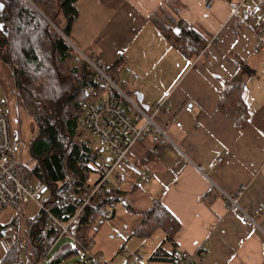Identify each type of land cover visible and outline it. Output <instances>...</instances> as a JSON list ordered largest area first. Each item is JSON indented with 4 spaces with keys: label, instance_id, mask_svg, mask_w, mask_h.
Masks as SVG:
<instances>
[{
    "label": "crops",
    "instance_id": "1",
    "mask_svg": "<svg viewBox=\"0 0 264 264\" xmlns=\"http://www.w3.org/2000/svg\"><path fill=\"white\" fill-rule=\"evenodd\" d=\"M205 1L125 0L115 11L100 0L76 2L78 18L71 28V42L105 66L121 58L137 79L122 71L120 80L141 95L142 107L151 110L167 103L157 117L167 139L148 136L130 152L144 178L135 182V191L128 184L127 199L135 202L137 190L147 186L141 196L148 202H141L121 237L127 246L121 247L129 255L140 254L143 264L164 234L138 239L131 233L142 218L140 213L158 199L178 222L176 250L201 253L193 264H264V0H249L261 4L263 12L246 25L240 19L250 14L248 4L229 21L231 4L240 0H212L210 11L204 9ZM156 24L173 33L185 25L204 36L207 45L214 36L218 42L206 45L189 61L170 46ZM236 78L245 84L243 97L249 111V126L243 131L235 127L239 119L235 110H218L222 83ZM187 103L194 105L191 113L183 111ZM148 151H154V158L142 166ZM218 158L222 162L208 169ZM220 192L237 197L255 225L241 223ZM126 257L118 263L126 264Z\"/></svg>",
    "mask_w": 264,
    "mask_h": 264
},
{
    "label": "trees",
    "instance_id": "2",
    "mask_svg": "<svg viewBox=\"0 0 264 264\" xmlns=\"http://www.w3.org/2000/svg\"><path fill=\"white\" fill-rule=\"evenodd\" d=\"M100 1L112 11L117 10L125 2V0ZM76 2L77 0H0V4L3 5L0 12V62L10 67L16 107L31 118L35 130L27 150L33 164L26 166L19 161L17 175L29 186L46 184L53 190L67 182L72 185L73 203H67L63 207H58L53 201L50 203L51 213L62 223H66L79 209L84 194L98 181L99 167L105 162L101 156L104 151L99 146L95 148L87 144L78 133L79 120L86 118L83 103L87 100L96 102L104 95L121 102L114 90L105 89L98 84L84 60L74 62V51L67 46L65 38L55 30V28L59 30L71 41V28L78 18ZM155 28L171 47L189 61L195 60L207 45L204 36L185 25L179 33H173L162 24H156ZM209 42L207 47L216 44L218 39ZM88 57L98 60L97 57ZM105 67L109 77L117 82L121 81V72L127 68L121 58L111 66ZM244 86V82L239 78L223 82L218 104L220 112L233 109L239 114L235 124L238 131H243L249 126V111L243 99ZM88 89H92L94 95L88 94ZM146 138L137 144L143 143ZM153 158L154 151L146 152L141 159L142 166L147 165ZM139 168L143 171L140 166ZM92 177L95 178L91 182ZM143 178L128 180L121 186L109 181L106 187L103 186L100 192L90 198L89 205L80 212L72 237L76 244L90 255L89 264H99L95 261L100 255L99 252L96 256L91 255L88 248L94 243L101 226L115 215L116 210L109 218L105 217L103 212L110 205L116 206L117 209L118 204H122L130 212L127 199L130 193L124 191L123 187L132 183L131 191H135L138 188L134 185L135 182ZM140 214L142 218L131 236L145 239L157 231L164 234L163 242L145 259V264H180L174 257L176 244L173 239L179 229L178 222L163 208L159 199L153 201L150 208ZM4 226L5 224L0 223V230ZM38 228L39 223H33L24 230L29 236V239L26 237L28 240L26 245L33 251L28 256V264H34L33 255H37V250L32 248L30 237L33 239L37 235ZM52 236L49 245L57 237L55 232ZM81 242H87L88 248ZM122 250L123 247L120 248L119 254ZM21 252V244H18L16 238L0 259V264H24ZM71 254L73 251L63 244L57 250L56 256L47 264H57L61 258ZM111 263L112 260L102 264Z\"/></svg>",
    "mask_w": 264,
    "mask_h": 264
},
{
    "label": "built area",
    "instance_id": "3",
    "mask_svg": "<svg viewBox=\"0 0 264 264\" xmlns=\"http://www.w3.org/2000/svg\"><path fill=\"white\" fill-rule=\"evenodd\" d=\"M212 4V0H206L204 9L210 11ZM244 4H248L251 8L246 20L240 19V22L244 25L263 12V8L259 4L249 0H240L236 4H231L229 21L238 18V10ZM217 39V36H214L209 40V43L217 41ZM65 41L67 46H70L75 53L74 62L79 63L80 60H84L89 65L93 78L98 84L105 89L111 88L114 90L121 102L103 96L96 102L87 100L83 103L88 133L97 141L101 150L107 154V159L100 165L99 179L90 188V191L84 194L79 209L66 223H62L51 213L50 203L53 201L58 207L73 203L72 185L67 182L51 190L46 184L29 186L17 175V166L22 158V153H27L29 141L20 140L17 132L13 131L7 103L0 93V215L7 208L20 214L27 205L32 203L36 205L39 213L34 220L35 223H39V228L37 235L33 239L30 237L32 248L37 250V255H33L34 264H42L62 237L72 236V231L79 220L82 209L89 205L90 198L100 192L103 186L106 187L109 181L116 182L118 186H121L126 184L128 180L134 181L144 177V173L138 164L130 158L131 150L139 141L148 136L167 139L165 130L157 123L158 114L167 108V103L153 105L151 110H145L141 105L139 107L118 87L117 81H113L109 77L102 60L91 59L70 40L66 38ZM125 72L137 79V76L131 73L129 69L126 68ZM87 93L94 95L92 89H88ZM193 108V103H187L183 111L191 113ZM175 126L179 128L180 123L175 121ZM221 162L222 159L218 158L215 162L210 163L207 168L212 170ZM197 170L203 173L205 169L197 167ZM220 194L226 207L238 217L241 223L255 225L254 219L240 207L237 197L223 192H220ZM41 197L45 199L41 200ZM115 210L116 206L110 205L103 212V215L109 218ZM26 225L29 228L28 222H26ZM53 232L56 233L57 237L49 245L48 242ZM0 238L6 244L15 241V222L5 225L0 230ZM121 253L128 255L127 264H143L144 262V258L138 253H130L129 255L126 249H123ZM200 254L198 252L195 255H187L176 250L174 257L180 264H193L195 257ZM87 255L90 256L88 253ZM95 261L97 260L95 259Z\"/></svg>",
    "mask_w": 264,
    "mask_h": 264
},
{
    "label": "rangeland",
    "instance_id": "4",
    "mask_svg": "<svg viewBox=\"0 0 264 264\" xmlns=\"http://www.w3.org/2000/svg\"><path fill=\"white\" fill-rule=\"evenodd\" d=\"M261 5V4H260ZM262 6V5H261ZM210 38L208 39V41ZM70 47V46H69ZM71 49V48H70ZM118 87L126 93L139 107L140 104L136 101L135 93L129 87L130 85L125 86L123 80L117 82ZM0 92L2 94L3 99L7 103L8 112L10 114V122L13 131L17 132V136L20 140L24 142L30 141L34 135L35 130L33 127V123L31 118L23 111L16 107V101L14 99V89H13V80L10 73V67L7 66L5 63L0 62ZM105 96V95H104ZM244 99V97H243ZM245 100V99H244ZM124 104V103H123ZM78 133L81 135V139L87 141V144L95 146L97 148L98 144L95 139H93L90 134L88 133L86 123L84 118L79 120L78 123ZM102 159L106 161L107 154H101ZM132 157V156H131ZM20 162L23 165L31 166L33 162L30 160L27 153H22V158ZM93 176V175H92ZM95 177H92L90 180L91 182L94 180ZM140 185H143L140 183ZM141 191L146 193L147 186H140ZM129 185H124L123 190L128 191ZM140 189L137 190L136 193V201H129V211L132 213L127 212L126 208L122 204L117 205L116 215L112 218H109L104 222L101 226L100 230L98 231L94 243L90 248L86 247L87 242H81V244H85V248H88L89 253L91 255H98L97 252L99 251L97 257V263L102 264L103 262H109L112 259H116L115 263L119 264L118 262L125 258L121 253L119 254V250L123 245L124 248L127 246L126 240L122 239V235L126 233L127 229H130V223L134 221V214L137 213V210L140 208L141 202H148L146 197L142 198V192ZM45 199L41 197V200ZM38 209L36 208L35 204H29L26 206L22 213L14 212L11 209L7 208L0 215V223L1 224H9L15 222L16 225V238H18V244H21L22 247V261L25 262L24 264L28 263V256L30 252H33L31 248H28L26 245V240L28 238L27 232H25V228H27L26 222L29 224L35 223V216L38 214ZM26 226V227H25ZM156 233L162 234L161 231H157ZM26 239H25V238ZM156 238V236H152ZM161 237V236H157ZM28 241V240H27ZM150 241V240H149ZM148 242V241H147ZM63 244L69 246V248L73 251V254L66 258H61L57 264H89L91 259H88L87 252L84 248H81L79 245L76 244L73 237L70 235L62 237L52 251L48 254L45 261L42 264H47L51 261L55 256L56 252L59 247H62ZM10 244H6L0 241V259L4 256L7 252ZM27 247V248H26ZM27 254V255H26ZM100 257V259H99ZM99 259V260H98ZM34 261V260H33Z\"/></svg>",
    "mask_w": 264,
    "mask_h": 264
},
{
    "label": "water",
    "instance_id": "5",
    "mask_svg": "<svg viewBox=\"0 0 264 264\" xmlns=\"http://www.w3.org/2000/svg\"><path fill=\"white\" fill-rule=\"evenodd\" d=\"M1 5V4H0ZM38 12H39V10L35 7V6H33ZM3 9V8H2ZM2 9H0V12L2 11ZM40 13V12H39ZM54 27V26H53ZM55 28V27H54ZM55 30L63 37V34L59 31V30H57L56 28H55ZM65 37V36H64ZM63 37V38H64ZM65 39H66V37H65ZM135 97H136V101L139 103V104H141V102H142V97H141V95L140 94H135ZM145 110H147V108H145V107H143Z\"/></svg>",
    "mask_w": 264,
    "mask_h": 264
},
{
    "label": "snow or ice",
    "instance_id": "6",
    "mask_svg": "<svg viewBox=\"0 0 264 264\" xmlns=\"http://www.w3.org/2000/svg\"><path fill=\"white\" fill-rule=\"evenodd\" d=\"M3 8V5H0V9H2Z\"/></svg>",
    "mask_w": 264,
    "mask_h": 264
}]
</instances>
